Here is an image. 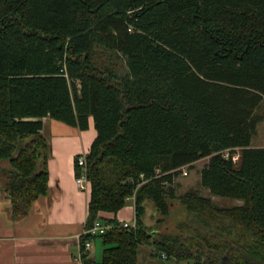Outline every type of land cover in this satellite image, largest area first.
Masks as SVG:
<instances>
[{"label": "trees", "instance_id": "trees-1", "mask_svg": "<svg viewBox=\"0 0 264 264\" xmlns=\"http://www.w3.org/2000/svg\"><path fill=\"white\" fill-rule=\"evenodd\" d=\"M263 102L264 0H0L1 187L14 218L28 216L49 193L43 119L87 131L93 118L86 231L112 228L81 236L83 264H142L144 245L187 264H264ZM206 158L201 186L241 205L176 195L177 175ZM132 198L135 229L99 216ZM174 200L188 219L154 233L146 203L160 227ZM97 239L100 262L87 250Z\"/></svg>", "mask_w": 264, "mask_h": 264}, {"label": "crops", "instance_id": "crops-1", "mask_svg": "<svg viewBox=\"0 0 264 264\" xmlns=\"http://www.w3.org/2000/svg\"><path fill=\"white\" fill-rule=\"evenodd\" d=\"M43 123V133L52 148L49 193L34 203L28 216L18 219L12 215L10 197L0 183V264H83L80 239L86 231L92 186L85 192L79 189L75 164L78 157L90 153L97 137L95 122L90 119L87 131L49 117L44 118ZM0 167L7 168L8 164L2 163ZM99 216L106 221L136 222L134 198L129 199L126 207L117 214L100 212ZM96 247L95 242L90 243L88 253L100 262L96 258ZM141 249H144L147 264H159L153 258L160 257L161 252L147 245ZM100 250L103 258L104 246ZM139 261L141 263L140 251ZM165 261H169L167 264H187Z\"/></svg>", "mask_w": 264, "mask_h": 264}, {"label": "rangeland", "instance_id": "rangeland-1", "mask_svg": "<svg viewBox=\"0 0 264 264\" xmlns=\"http://www.w3.org/2000/svg\"><path fill=\"white\" fill-rule=\"evenodd\" d=\"M111 61L118 65V69L120 70L121 73H123L127 68H126V61L125 59L120 56H112ZM256 114L263 116L264 117V102L257 108ZM253 147H261L264 148V119L263 121L259 124L257 133L255 137L252 139ZM228 156V154H226ZM238 156V154H235V157ZM209 163V158L203 159L199 162H197L193 168L186 167L182 169L180 175L178 174L175 180L174 184V189L176 192V195L182 196L186 194L189 191H196L200 195L212 199L213 203L217 207H222V208H231L235 207L237 205H241L242 202L238 200H233L229 198H221V197H215L211 195V193L208 191V189H205L201 186L200 183V171ZM183 170H186L188 172L187 176H183L182 172ZM77 184V183H76ZM147 211L145 214V221L146 223L154 228L156 227L159 231V233H172L176 234L177 233V225L183 221H186L189 217L188 210L186 207L180 202V200H174L172 202L171 206V212L169 217L165 219V222L163 225L160 227L156 226L157 221L161 219L162 217L160 214L157 212L155 206L153 203L148 202L146 203ZM96 243V248H97V260L101 261L102 259V250H100V247L103 248L102 242L100 239H97L94 241ZM153 247V246H151ZM95 248V249H96ZM141 252V263L142 264H147V257H145L144 254V249L140 250ZM150 260V257H149ZM157 263L159 264H167L169 261H165L166 259H163L160 257H155L153 258ZM148 264H150L148 262Z\"/></svg>", "mask_w": 264, "mask_h": 264}, {"label": "built area", "instance_id": "built-area-1", "mask_svg": "<svg viewBox=\"0 0 264 264\" xmlns=\"http://www.w3.org/2000/svg\"><path fill=\"white\" fill-rule=\"evenodd\" d=\"M239 160V154L238 156H234V161L237 162ZM78 164L82 167V174L76 178V183L79 187V189L83 192L87 191L88 187L91 185V182L88 180L87 177V158L86 156H80L78 157ZM184 169V168H183ZM183 176H187L188 172L186 170H183L182 172ZM121 225L126 229H135L136 228V222L134 223H121ZM112 226L110 224H103L101 221H96L94 226L88 230L85 231V233L92 234V235H101L105 234L108 230H110ZM89 248V244L87 245V250ZM163 259H167V255L165 253L160 254ZM81 258H82V251H81Z\"/></svg>", "mask_w": 264, "mask_h": 264}, {"label": "bare ground", "instance_id": "bare-ground-1", "mask_svg": "<svg viewBox=\"0 0 264 264\" xmlns=\"http://www.w3.org/2000/svg\"><path fill=\"white\" fill-rule=\"evenodd\" d=\"M166 254V253H165Z\"/></svg>", "mask_w": 264, "mask_h": 264}]
</instances>
